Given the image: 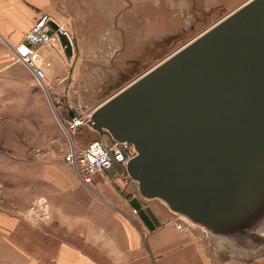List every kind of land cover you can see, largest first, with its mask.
<instances>
[{"label":"water","instance_id":"water-1","mask_svg":"<svg viewBox=\"0 0 264 264\" xmlns=\"http://www.w3.org/2000/svg\"><path fill=\"white\" fill-rule=\"evenodd\" d=\"M49 24L72 59L70 36ZM83 123L133 146L125 168L143 198L160 200L232 255L264 246V0L227 14Z\"/></svg>","mask_w":264,"mask_h":264},{"label":"crops","instance_id":"crops-1","mask_svg":"<svg viewBox=\"0 0 264 264\" xmlns=\"http://www.w3.org/2000/svg\"><path fill=\"white\" fill-rule=\"evenodd\" d=\"M247 1H239L230 13ZM139 4V0H0V75L12 72V64L18 61H14V48L25 40L42 14H49L51 20L63 26L74 46L71 60L63 48L39 47L51 62L46 67L50 80L63 81L68 75L92 74L98 72L97 68L109 67L108 62L122 51L131 49L136 53L138 49L140 20L137 21L135 6ZM163 4L169 10L174 8L173 0H164ZM177 4L185 5L187 0ZM98 26L112 27L111 37L98 34ZM44 103L55 123L50 133L43 124L45 141L37 152L55 157L42 160L51 162L45 164L42 179L55 188L53 195L45 198L50 218L45 222L31 221L24 214L12 212L13 206L8 210L7 198H0V251L5 252L0 264H234L232 259L213 255L197 231L178 229L174 221L179 218L174 214L158 208L151 214L135 196L141 205L136 209L118 184L124 185L120 176H108L116 165L105 174H96L105 178L103 185L98 184L97 194H92L90 184L83 183L61 156L71 140L81 146L92 141L79 144L70 139L51 115L50 103ZM62 133L68 138V149Z\"/></svg>","mask_w":264,"mask_h":264},{"label":"rangeland","instance_id":"rangeland-1","mask_svg":"<svg viewBox=\"0 0 264 264\" xmlns=\"http://www.w3.org/2000/svg\"><path fill=\"white\" fill-rule=\"evenodd\" d=\"M163 1L139 0L140 4L135 8L137 21L140 20V33L138 32L136 39H141V42L136 53L131 49L122 51L117 58L108 62L109 67L95 69L97 73L68 75L63 81L57 82L47 77L46 81L51 83V87L46 91L43 84L34 79L18 61L12 64L11 73L0 75V198H7L5 206L8 210L13 206L12 212L24 214L35 222H45L50 218L51 212L45 209V198L46 195H53L55 188L42 179L47 168L45 164L51 163H42V160H52L55 157L43 156L37 152L45 141L41 131L43 124L45 123L43 129L50 133L54 130L55 123L50 119L44 102L50 103L53 110L51 115L56 117L60 128L61 122L66 125V120H69L70 111H74L86 122L88 115L98 105L209 29L230 13L241 0H187L185 5L177 4L179 0H173V10H169L170 7L165 6ZM95 29L104 38L111 37L112 27L98 26ZM126 37L131 38L129 32H126ZM16 60L15 56L14 61ZM89 70L91 69H87ZM69 132L67 136L79 144H87L93 140L108 142L100 138L86 123L76 129L69 128ZM62 137L68 149V138L64 133ZM61 156L63 160V154ZM38 158L41 159L40 164ZM121 166H117L108 176H120L124 185L121 182L118 184L125 196H136L151 214L158 209L173 214L160 200L143 198L137 189V183ZM104 178L100 175L93 177L90 183L92 194H97L98 184L103 185ZM181 219L198 232L213 255L217 253L222 259L225 258L224 255L233 257L234 264H264V246L253 254L239 250L235 252L236 255H232L229 247L223 244L224 241L221 243L220 240L211 239L201 227ZM4 253L0 251V258Z\"/></svg>","mask_w":264,"mask_h":264},{"label":"built area","instance_id":"built-area-1","mask_svg":"<svg viewBox=\"0 0 264 264\" xmlns=\"http://www.w3.org/2000/svg\"><path fill=\"white\" fill-rule=\"evenodd\" d=\"M50 20L49 14H42L25 35V40L14 48L18 61L22 62L30 70L40 84H43L45 91L51 87V83L46 81V67L50 66L51 62L46 60L39 52V47L62 48L57 32L49 24ZM59 27L61 31L68 34L63 26L59 25ZM83 121L76 114L74 118H70L67 121L66 125L61 123L68 135L70 133L69 128L76 129L83 124ZM133 155H135V150L126 141H114L112 144H107L100 140H94L87 145L81 146L71 140L70 147L63 157L65 163L74 169L81 181L89 184L94 175L105 174L107 171L113 169L116 164L125 166L128 158ZM174 222L176 227L182 231L188 232L191 230L189 224L182 219L175 220Z\"/></svg>","mask_w":264,"mask_h":264},{"label":"trees","instance_id":"trees-1","mask_svg":"<svg viewBox=\"0 0 264 264\" xmlns=\"http://www.w3.org/2000/svg\"><path fill=\"white\" fill-rule=\"evenodd\" d=\"M100 138H104L106 141H108V142H105V143H107V144H112L113 142H114V140H113V138L111 137V135L109 134V133H107V132H105L104 134H102V135H100L99 136ZM117 166H119V165H117L116 164V166H115V168L117 167ZM124 169V171L127 173V171H126V168H123ZM128 175V174H127ZM130 199V201H131V204L136 208V209H141V205H140V203H139V201L136 199V198H129ZM145 212H143V220L146 222V221H148L147 220V217L145 216V214H144Z\"/></svg>","mask_w":264,"mask_h":264},{"label":"bare ground","instance_id":"bare-ground-1","mask_svg":"<svg viewBox=\"0 0 264 264\" xmlns=\"http://www.w3.org/2000/svg\"><path fill=\"white\" fill-rule=\"evenodd\" d=\"M102 141V140H101ZM104 142V141H103ZM65 162V161H64ZM84 183V182H83ZM90 184V183H89Z\"/></svg>","mask_w":264,"mask_h":264}]
</instances>
